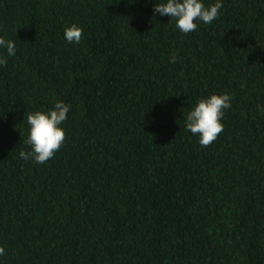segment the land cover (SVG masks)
<instances>
[{
  "label": "trees",
  "instance_id": "1",
  "mask_svg": "<svg viewBox=\"0 0 264 264\" xmlns=\"http://www.w3.org/2000/svg\"><path fill=\"white\" fill-rule=\"evenodd\" d=\"M163 2L0 0V264H264V0L188 34ZM223 94L202 147L187 115ZM58 101L61 148L21 159L27 116Z\"/></svg>",
  "mask_w": 264,
  "mask_h": 264
},
{
  "label": "clouds",
  "instance_id": "2",
  "mask_svg": "<svg viewBox=\"0 0 264 264\" xmlns=\"http://www.w3.org/2000/svg\"><path fill=\"white\" fill-rule=\"evenodd\" d=\"M223 7L222 0L206 7L201 0H166L156 3L153 14L168 16L175 20L176 27L184 34L197 30V21L211 24L219 17ZM83 36V30L75 24L64 30V38L70 43H79ZM0 47L7 50V56L16 54L13 41H7L0 37ZM176 53L172 54L170 63L176 62ZM0 65L6 66L7 59L0 58ZM231 97L228 94L211 95L207 99L198 100L196 106L186 118V130L193 135H199V144L202 147L210 146L224 130L221 119L223 110L231 107ZM70 105L62 101L55 103L54 108L48 112L36 111L27 116L29 135L27 144L31 151H21V159L33 160L36 164H45L52 159L65 141V132L60 125L67 119ZM5 250L0 247V255Z\"/></svg>",
  "mask_w": 264,
  "mask_h": 264
}]
</instances>
